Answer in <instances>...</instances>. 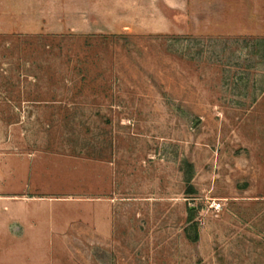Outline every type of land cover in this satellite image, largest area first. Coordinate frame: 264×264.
<instances>
[{"label":"rangeland","instance_id":"1","mask_svg":"<svg viewBox=\"0 0 264 264\" xmlns=\"http://www.w3.org/2000/svg\"><path fill=\"white\" fill-rule=\"evenodd\" d=\"M67 4L0 34V264H256L264 22L226 35L164 0Z\"/></svg>","mask_w":264,"mask_h":264},{"label":"crops","instance_id":"2","mask_svg":"<svg viewBox=\"0 0 264 264\" xmlns=\"http://www.w3.org/2000/svg\"><path fill=\"white\" fill-rule=\"evenodd\" d=\"M69 5L70 0H0V34L34 35L40 29H44V20H49V12H53L52 6L56 3ZM195 0H192V2ZM197 4L204 3L209 6H217L214 14H210L211 8L194 12L188 4L189 0H164L167 5L172 6L177 12H187L192 17L197 16L201 22H221L222 33L231 34L230 29L237 22L238 30H244V22H264V0H196ZM216 7V8H217ZM187 9V10H186ZM190 11L192 13H190ZM233 22V24H232ZM258 31L264 29V25H257ZM69 30L71 24L68 23ZM243 34V33H239ZM252 35V34H250ZM264 36V35H261ZM32 226H28L27 229ZM33 243V237L29 239ZM27 257V256H26ZM25 259V257H24ZM26 260V259H25ZM38 262V258L35 259ZM256 264H264V254L260 253L256 258Z\"/></svg>","mask_w":264,"mask_h":264},{"label":"trees","instance_id":"3","mask_svg":"<svg viewBox=\"0 0 264 264\" xmlns=\"http://www.w3.org/2000/svg\"><path fill=\"white\" fill-rule=\"evenodd\" d=\"M193 166L190 162L185 161L184 162V168L182 167V172H183V181L187 185L186 192L189 193V191L193 192V187L191 184V180L193 177ZM196 207L193 206H188L187 207V214H188V222L190 223L186 228H185V235L186 237L192 241L196 242L197 241V232H196V225L193 223L194 215H195ZM191 230L193 231V234H191Z\"/></svg>","mask_w":264,"mask_h":264}]
</instances>
